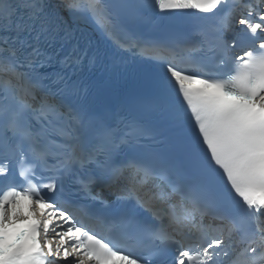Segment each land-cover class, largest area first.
Instances as JSON below:
<instances>
[{"label":"snow or ice","instance_id":"snow-or-ice-1","mask_svg":"<svg viewBox=\"0 0 264 264\" xmlns=\"http://www.w3.org/2000/svg\"><path fill=\"white\" fill-rule=\"evenodd\" d=\"M0 264H264V0H0Z\"/></svg>","mask_w":264,"mask_h":264},{"label":"bare ground","instance_id":"bare-ground-1","mask_svg":"<svg viewBox=\"0 0 264 264\" xmlns=\"http://www.w3.org/2000/svg\"><path fill=\"white\" fill-rule=\"evenodd\" d=\"M26 203V202H25Z\"/></svg>","mask_w":264,"mask_h":264}]
</instances>
